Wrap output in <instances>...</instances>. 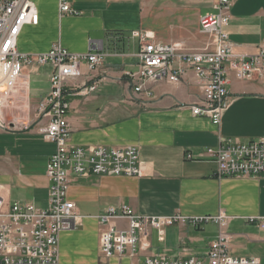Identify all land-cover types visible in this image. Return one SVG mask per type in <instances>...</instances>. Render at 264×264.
<instances>
[{"label": "crops", "instance_id": "obj_1", "mask_svg": "<svg viewBox=\"0 0 264 264\" xmlns=\"http://www.w3.org/2000/svg\"><path fill=\"white\" fill-rule=\"evenodd\" d=\"M63 1L78 13H61ZM32 2L38 22L21 29V53L37 55L53 45L85 53L90 41H100L104 48L102 63L92 71L83 65L75 81H97V87L89 95L70 97L69 142L82 147L135 145L143 173L69 174L67 198L75 204L77 219L59 233V263L140 264L145 255L201 257L217 235L213 222L168 226L160 236L150 229L143 238L149 243L147 251L105 257L99 247L105 229L99 215L108 207L126 205L140 216H213L223 211L230 254L256 257L264 264V229L254 221L264 217V175L216 177V162L205 152L221 138L264 139V83L255 77L239 80L229 72L228 105L220 123L214 124L191 113V105L202 99L201 82L192 70L185 69L178 83L145 82L141 92L134 91L136 81L126 75L138 68L139 42L131 35L135 30L147 31L157 41L182 43L187 50H210L213 40L201 32L199 17L214 12L213 0ZM230 15L225 30L233 54L250 55L264 48V0H231ZM51 70L50 65L36 64L23 70L16 94L23 93L22 122L30 124L29 130H0V191L9 203H32L40 209L48 204L45 170L55 144L43 137L48 118L39 117L38 106L49 91ZM5 111V121L19 120H8ZM110 223L127 227L125 217H112Z\"/></svg>", "mask_w": 264, "mask_h": 264}, {"label": "built area", "instance_id": "obj_2", "mask_svg": "<svg viewBox=\"0 0 264 264\" xmlns=\"http://www.w3.org/2000/svg\"><path fill=\"white\" fill-rule=\"evenodd\" d=\"M230 6L231 0H213L214 12L199 17L201 32L213 40L210 50H187L182 43H165L157 41L147 31H132V37L139 42L138 68L126 75L136 81L132 82L134 91L144 90L145 82L178 83L185 69H190L201 82L202 97L201 103L191 105V113L219 124L228 105L229 72L239 80L255 77L264 83V48L250 55H235L231 51L225 30L231 17ZM59 9L63 14L78 13L64 1ZM37 22L38 14L32 0H0V130H29L28 123L16 119L5 121L3 110L12 102L26 66L50 65L49 91L39 103L38 113L40 118H48L42 130L44 139L55 144L45 170L50 182L46 209L32 203H9L0 191V264H60L59 233L73 227L77 219L75 204L67 198L70 173L133 177L143 174L135 145L82 147L69 142L70 97L89 95L97 87V81H75L82 76L83 65L92 71L102 63L104 48L102 42L90 41L85 53H73L53 45L44 53L23 54L17 47L18 35L24 25ZM205 152L216 162V177L264 175L263 138L245 142L221 138L217 146ZM112 217H125L127 227L120 229L111 224ZM254 221L264 229V217ZM99 222L105 225L99 236L100 252L105 257L126 252L133 254L137 249L147 251L149 243L143 238L148 237L150 229H156L160 236L168 226L198 227L213 222L218 227L217 235L201 257L188 255L174 259L145 255L140 264H259L256 257L230 254V235L226 231L228 217L223 211L213 216H140L130 207L120 205L108 207L99 215Z\"/></svg>", "mask_w": 264, "mask_h": 264}, {"label": "rangeland", "instance_id": "obj_3", "mask_svg": "<svg viewBox=\"0 0 264 264\" xmlns=\"http://www.w3.org/2000/svg\"><path fill=\"white\" fill-rule=\"evenodd\" d=\"M12 102L6 106L5 112L8 115V120L13 117H18V121H23V93L19 95H14L11 100Z\"/></svg>", "mask_w": 264, "mask_h": 264}]
</instances>
